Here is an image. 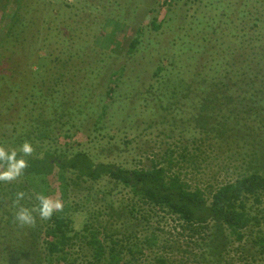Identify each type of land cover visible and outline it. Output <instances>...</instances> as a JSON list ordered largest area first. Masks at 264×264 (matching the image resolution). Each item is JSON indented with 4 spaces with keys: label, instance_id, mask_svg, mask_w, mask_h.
I'll return each mask as SVG.
<instances>
[{
    "label": "trees",
    "instance_id": "16d2710c",
    "mask_svg": "<svg viewBox=\"0 0 264 264\" xmlns=\"http://www.w3.org/2000/svg\"><path fill=\"white\" fill-rule=\"evenodd\" d=\"M15 1L20 4L21 0ZM247 2L260 4L262 0L238 3L239 21L252 12L244 11ZM175 3L164 0L161 4ZM17 4L4 18L0 46L3 42L8 50L19 47L25 51L33 42L34 33L27 35L34 25L25 22ZM223 5L219 0L215 9ZM194 15L200 22V14ZM108 16L103 19L107 27L114 23ZM163 23H154V29ZM130 38L127 52H140L142 29ZM180 39L182 36L170 41L171 49L178 51ZM79 44L73 47L79 48ZM186 44L195 73L186 76L175 61L160 55L145 90L150 101L142 108L158 115L159 120L151 121L153 126L165 122V113L175 114L170 125L178 128L192 121L193 127L176 137L177 144H168L145 163L121 164L110 161L106 152L82 148L84 143L77 142L76 134L86 111L56 100L59 90L55 88L35 93L41 104L49 103L45 111L39 112L41 107L35 101L24 112L28 119L13 128L11 137L0 134V145L9 150L19 151L26 140L35 149L26 158L29 168L22 177L11 184L0 183V264H264V89L238 93L239 82L229 84L221 69H199L205 66L199 65L200 46L191 40L180 43L184 48ZM43 50L37 49L39 57ZM122 67L103 72L107 90L98 106L86 103L96 114L91 133L96 137L87 135L85 142L107 139L111 144L115 139L98 127L108 114ZM53 79L63 83L60 76ZM253 84L255 81L249 86ZM87 97L82 93L79 101ZM118 112H122L120 108ZM214 146L219 156L229 160L230 173L215 185L192 182L185 171L200 173L208 168L213 161L210 155L218 153L209 152ZM49 178L50 183L57 182L56 190L33 183H48ZM21 190L30 197L21 201L29 209L38 205V194L52 197L56 192L55 199L63 200L64 210L47 221L33 213L35 226L20 227L14 220V201Z\"/></svg>",
    "mask_w": 264,
    "mask_h": 264
},
{
    "label": "rangeland",
    "instance_id": "374dc122",
    "mask_svg": "<svg viewBox=\"0 0 264 264\" xmlns=\"http://www.w3.org/2000/svg\"><path fill=\"white\" fill-rule=\"evenodd\" d=\"M163 1L21 0L17 4L15 0H0V30L5 16L16 4L21 7L25 22L34 25L27 35L28 38L34 33L33 42L26 45L25 51L19 47L8 50L3 42L0 46V134L4 132L5 138L11 137L13 128H19L24 119H28L24 112L35 106V101H38L36 106L41 107L39 112L45 111L49 103L41 104L35 93L44 94L46 89L55 88L59 90L56 100L73 104L74 108L79 105L86 111L82 129L76 134L77 142L84 143L82 148L87 152H106L110 161L121 164L135 166L139 161L147 162L153 154L163 152L168 144H177L176 137L187 127H193L192 121L178 128L172 126L169 123L175 114L165 113V122L159 127L153 126L151 121L159 120L158 115L153 111L143 112L142 108L145 101H150L145 90L152 82L160 55L165 54L175 61L186 76L195 73L193 63L188 59L190 54L186 52L190 45L182 47L180 43L183 41L191 40L200 46L199 65L205 66L199 69H221V74L228 76L229 84L239 82L238 93L264 89V0L260 4L247 2L249 4L244 11L250 9L252 12L243 16L241 21L237 19L236 12L241 7L238 3H244V0H222L224 5L219 9H215L219 0L200 3L176 0L173 6L167 4L162 7ZM197 9L200 12H195ZM108 13V18L114 22L109 27L103 24ZM194 13L200 14V22H196ZM152 20L154 25L164 23L155 30ZM141 29L144 38L140 43L141 51L129 54L126 45L131 40L130 36ZM13 36L17 38L18 33ZM180 36L182 39L178 41V51H175L171 49L170 41ZM78 42L79 48H74V43ZM41 47L44 50L39 57L37 49ZM63 62L68 63L63 66ZM120 67L123 68L121 81L109 101L108 114L98 127L103 129L102 133L114 135L115 139L111 144L107 139L99 143L85 142L87 135L93 132L96 116L86 103L98 106L107 90L104 84L107 75L104 76L103 72L118 71ZM58 76L62 84L53 79ZM251 81L255 84L249 86ZM156 91V88L152 90ZM82 93L88 97L79 101ZM119 108L122 112H118ZM5 122V127H1ZM95 137L90 136L91 139ZM97 137L101 139L100 135ZM209 152L218 151L214 146ZM227 152L230 151L227 149ZM210 156H213V161L208 168L200 173L187 169V178L203 186L215 185L225 179L232 168L227 165L229 160L224 155L219 156V152ZM50 178L48 183H33L41 189L48 185L56 190L57 182L52 180L50 183ZM55 194L53 199L58 197Z\"/></svg>",
    "mask_w": 264,
    "mask_h": 264
},
{
    "label": "clouds",
    "instance_id": "9594fccd",
    "mask_svg": "<svg viewBox=\"0 0 264 264\" xmlns=\"http://www.w3.org/2000/svg\"><path fill=\"white\" fill-rule=\"evenodd\" d=\"M35 149L31 142L24 141L19 148L9 150L4 145H0V183L11 184L17 181L25 174L29 168L27 157H31ZM30 198L25 191H17L15 193L14 204L17 208L14 214V220L20 227H34L36 224V215L41 220H51L55 213L63 212L64 202L62 199H53L40 193L36 196L38 205L29 209L21 204V201Z\"/></svg>",
    "mask_w": 264,
    "mask_h": 264
}]
</instances>
